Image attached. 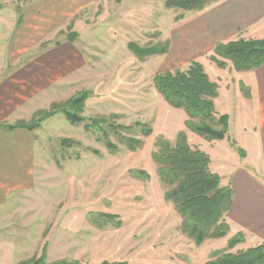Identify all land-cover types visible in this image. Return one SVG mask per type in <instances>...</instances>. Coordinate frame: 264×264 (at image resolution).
<instances>
[{"label": "rangeland", "instance_id": "obj_1", "mask_svg": "<svg viewBox=\"0 0 264 264\" xmlns=\"http://www.w3.org/2000/svg\"><path fill=\"white\" fill-rule=\"evenodd\" d=\"M178 12L166 8L164 0H0L3 123L30 121L38 110L83 91V117L152 127L148 136L138 126L122 131L142 139L134 150L110 127L103 125L105 134L86 129L84 122L72 123L59 111L34 128L31 182L0 190V264L39 256V264H205L226 249L232 229L199 245L182 230L181 216L165 198L171 186L160 179L154 159L157 139L174 145L179 134L190 146L212 153L213 142L207 144L185 124L184 109L168 104L153 86L155 73L177 65L170 56L139 58L127 48L129 41L142 47L164 44ZM229 87L230 94L236 92V84ZM62 138L80 144L64 147ZM223 145L227 161L212 157L209 165L222 174L242 161L240 148Z\"/></svg>", "mask_w": 264, "mask_h": 264}, {"label": "trees", "instance_id": "obj_2", "mask_svg": "<svg viewBox=\"0 0 264 264\" xmlns=\"http://www.w3.org/2000/svg\"><path fill=\"white\" fill-rule=\"evenodd\" d=\"M217 1L219 0H165L164 6L183 11H200ZM179 18L176 17V20ZM17 21L21 22V16ZM68 37L72 41L74 36L68 34ZM168 47L169 43L165 42L161 45L154 43L143 47L133 41L127 43V48L139 58L165 54ZM208 58L221 68L227 65L225 60H229L235 71L257 69L264 63V38L238 36L227 42H217ZM152 83L168 104L184 109L189 117L185 124L192 131L207 139H223L225 137L228 116L217 115L214 109L213 99L218 94V86L210 80L199 61H190L184 69L177 67L157 72L153 76ZM86 94L82 91L64 104L54 103L48 110H38L28 122L0 123V125L8 129L25 128L33 131L44 119L59 111L72 123L84 122L86 129L94 127L105 134L106 129L103 125L110 127L115 134H119L123 138V142L131 150L140 146L142 139L122 135V131L129 132L134 126H138L142 136L152 133V127L147 123L137 121L133 125H113L109 124L105 117H83L79 112L83 108ZM60 142L64 147L80 144L69 138H62ZM106 145L110 148L113 147L110 142H106ZM157 147L154 159L160 164L158 169L160 179L163 183L171 186L166 191L165 198L173 202L176 211L181 216L182 230L194 240L196 245L201 244L207 238L223 237L229 230L227 214L232 207L234 193L229 184L222 185L220 176L210 170L209 155L190 146L182 134L178 135L174 145L159 137ZM98 215L109 220L115 217L109 213ZM243 238L242 234H235L228 240L226 249L205 264H264V240L236 252L230 251L241 243ZM41 255H44L43 252ZM38 258L41 260L42 256ZM39 259L21 261L19 264H39ZM46 264L79 263L59 260ZM99 264H126V262L103 261Z\"/></svg>", "mask_w": 264, "mask_h": 264}, {"label": "crops", "instance_id": "obj_3", "mask_svg": "<svg viewBox=\"0 0 264 264\" xmlns=\"http://www.w3.org/2000/svg\"><path fill=\"white\" fill-rule=\"evenodd\" d=\"M180 11L176 15L180 18L164 36L168 51L160 56H170V62L177 67L199 61L218 86L214 109L217 115L228 116V127L223 139L207 140V144L213 142L208 148L212 151L208 152L210 163L212 157L227 161L223 144L240 148L242 161L236 162V167L221 170L224 174L209 168L220 176L222 185L229 184L233 190L227 222L229 230L243 235L239 244L245 249L264 240V63L254 70L235 71L229 60H225V67L218 68L208 55L217 42L238 36L264 38V0H219L200 11ZM209 69L214 75L209 74ZM224 71L232 73L225 75ZM230 84H236V92L231 94ZM19 121L28 122H16ZM33 138L32 131L25 128L0 125V190L21 189L24 180L31 182Z\"/></svg>", "mask_w": 264, "mask_h": 264}]
</instances>
